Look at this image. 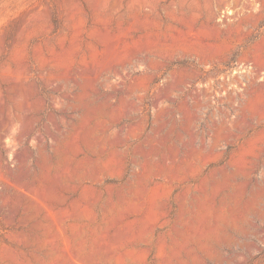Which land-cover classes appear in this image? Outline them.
Wrapping results in <instances>:
<instances>
[{
    "label": "rangeland",
    "instance_id": "rangeland-1",
    "mask_svg": "<svg viewBox=\"0 0 264 264\" xmlns=\"http://www.w3.org/2000/svg\"><path fill=\"white\" fill-rule=\"evenodd\" d=\"M0 264H264V0H0Z\"/></svg>",
    "mask_w": 264,
    "mask_h": 264
}]
</instances>
